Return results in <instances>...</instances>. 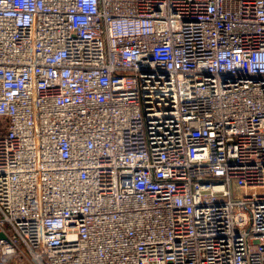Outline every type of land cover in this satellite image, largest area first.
<instances>
[{"label":"built area","instance_id":"1","mask_svg":"<svg viewBox=\"0 0 264 264\" xmlns=\"http://www.w3.org/2000/svg\"><path fill=\"white\" fill-rule=\"evenodd\" d=\"M0 264H264V0H0Z\"/></svg>","mask_w":264,"mask_h":264}]
</instances>
